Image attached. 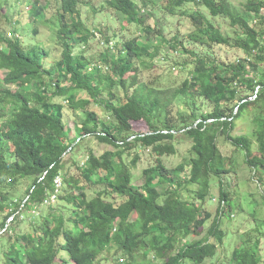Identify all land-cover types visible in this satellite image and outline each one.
<instances>
[{"label": "trees", "instance_id": "16d2710c", "mask_svg": "<svg viewBox=\"0 0 264 264\" xmlns=\"http://www.w3.org/2000/svg\"><path fill=\"white\" fill-rule=\"evenodd\" d=\"M59 1L54 34L60 54L54 59L40 43L24 44L16 34L15 17L4 15L8 34L0 27V210L7 209L0 223V264H63L62 252L73 264H97L107 259L105 251L118 254L116 264H139V253H152L157 264L203 263L215 256L227 235L221 229L222 217L237 206L225 182L233 180L231 156L221 144L240 150L252 178L264 185V0H245L242 9L230 0H162L161 19L154 8H147L157 0H103L98 10L91 5L95 14L108 17L103 11L107 8L121 15L124 25H135L140 33L112 47L116 35L95 27L107 45L100 61L108 72L85 53L95 36L80 17L79 6L87 0ZM188 3L196 8L180 15H186L191 29L185 37L177 32L166 38L164 30L171 28L167 15L172 18ZM28 4L25 11L35 25L32 32L38 34L36 24L44 21L46 4ZM218 16L229 20L233 37L214 22ZM163 44L186 55L173 65L187 70L177 86L139 80V66L152 67ZM220 45L238 48L243 55L221 60L213 49ZM163 56L168 59V51ZM78 92L83 95L78 97ZM54 96L86 113L73 137L64 121L65 105L54 102ZM93 104L102 106L108 118L100 120ZM239 120L250 129L234 134ZM137 121H144L148 131H134L132 123ZM87 136L115 149L100 155L89 150L82 166L77 165L85 184L66 174L65 157H72ZM179 140H190V157L168 169L161 156L174 154ZM131 145L156 155V164L144 169L141 185L133 184L136 159L129 166L122 158ZM187 167L189 173L182 176ZM57 177L60 186L55 185ZM29 178L25 199L10 201L9 189ZM215 179L216 217L203 238L186 242L188 236L201 234L211 218L204 201L211 199ZM159 183L174 187L167 188L163 200ZM63 184L66 189L60 193ZM99 184L103 188L88 196L86 188ZM182 188L190 193V201L180 195ZM260 194L264 201V192ZM42 205L48 212L40 215L38 224L30 220L32 231L16 233L8 243L19 221L17 209L31 211ZM10 217L13 224L7 222ZM238 243L225 264H261L258 237Z\"/></svg>", "mask_w": 264, "mask_h": 264}, {"label": "rangeland", "instance_id": "374dc122", "mask_svg": "<svg viewBox=\"0 0 264 264\" xmlns=\"http://www.w3.org/2000/svg\"><path fill=\"white\" fill-rule=\"evenodd\" d=\"M30 1L31 0H0V3L2 5V7L0 8V27L2 31L8 34L10 28L6 23L4 15L11 18L15 17V19H13V22L16 23V34L20 35L18 37L24 41V44H26V42L31 44L40 43L42 47L49 49V55L50 57H52V59H54V57H58L60 54V46L58 45V43H56V35L54 34L56 29L54 22H56V12L60 1L38 0L41 5L46 4V9L44 11L43 17L44 21L41 22L38 19V21L41 23H39L38 21L37 24L35 23L38 28V34H34L32 32L31 27H34L35 25H32L31 22L28 20L27 16L29 15V11H25V6ZM101 1L103 0H87V4H81L79 6V9L81 11V19L89 26L91 31L94 30L95 32L94 38L90 41L89 46L85 48V53L91 57L93 63H97L100 67H102V72H108L107 65L100 61V58H102V55L104 54V51L107 48V45L103 43V40L101 39L102 33L95 29V27H100L102 29V32L104 33L108 32L110 35H112L113 33L116 35V37H114L110 41V45H112V47L115 43H118L119 46L121 42L132 37H137L140 35V33L135 25H124L123 17L121 15H117L115 12L108 11L107 8H104L103 11H107L109 13L108 17L99 12L95 14L94 11L90 9V6L93 5L92 8L98 10L101 8ZM230 1L233 5L237 6L238 9H242V4L245 2V0ZM14 2L16 3L13 4ZM157 2H148L147 8H154L156 17L161 19L164 15V10L160 6L162 5L160 4L162 0H157ZM138 3L140 2L138 1ZM151 4L158 5H154V7H152ZM195 8L196 6L193 3L183 4L179 9H176V15H174L172 18L169 17V14L167 15L168 22H165H167V24H170L171 28H166L164 30V35L166 36V38H171L177 32H179L180 37L186 36V33L189 32L188 30L191 29V23L186 17V15H180V12L182 10L191 12ZM203 11L206 12L205 9H203ZM213 20L224 34H229L231 35V37H233L234 29L230 26L228 19L218 16L215 17ZM213 49L218 54V57L224 61H231L235 58L242 57L243 55V52L241 50L232 46L220 45L215 46ZM165 51H168L169 53L168 59L163 58ZM157 58L158 60H156L154 62V65L150 68L142 69L139 66V80L148 83L152 82L156 86H177L185 79L187 70L183 71L182 69L174 67L173 65L175 62L181 63L182 61L186 60V55H183L182 53L180 54L175 50L173 51V49L168 47V45L163 44L162 51L157 56ZM128 83H131V78H128ZM11 87L14 88V86ZM81 95H83V92H78V97H80ZM52 100L54 102H58L65 105L63 114L64 121L69 127L68 134L70 135V137L75 136L76 126L83 122L86 113L83 110L71 109L65 102V98L62 96H54ZM91 109H94V111L98 114L100 120H105L108 118V114L102 108V106L93 104L91 106ZM8 111H11V107H9V109H5V115L10 114ZM132 124L133 129L136 132L148 131V126L144 121H137L133 122ZM249 129L250 128L247 122L239 120L233 133L242 134L247 132ZM82 143L83 144L78 149V151L74 150L71 153L73 158L70 157L69 153L66 155V174L75 179H80L85 183V180L81 176L80 170L78 169L77 165L82 166L83 161L85 160V157L87 156L89 150H92L96 155H100L108 149L113 150L115 148L112 145L99 142L98 140H96V138H93L92 136H87ZM190 147V140L176 141V152L174 154L161 156L164 166L168 169H172L179 165L182 161L185 160L186 162L190 157ZM221 149L228 156H231L230 167L232 169L231 177L233 178V180L228 177L225 179V182L229 183V194L233 197L232 200L235 201L237 206H235V209H232L230 211L229 216L222 217L221 229L224 232H227V235L223 243L217 246L215 256L206 259L201 264L227 263V260L230 257V254L232 253L233 249L236 247L237 243L243 241L247 236L249 238V241L255 240L257 237L259 238L261 246V264H264V201L260 194L264 192V185L257 183V180H254L252 178L253 172L250 167L245 163L243 153H241L240 150L234 149L224 144H221ZM122 158L123 161L126 162L129 166H132L131 164L133 159H136L135 165L131 168L134 185H141L144 180V169L156 164V155L152 151H150V149L143 147L140 148L133 145H131V147H129L128 149H125ZM188 173L189 168L187 167L185 173L182 174V176H185V174ZM157 179L158 178H155L154 181L156 182ZM31 183L32 179L30 178L24 181L21 179L18 184H16L13 188L9 189V200H24L27 195L26 190ZM102 188L103 187L100 184L94 185L92 187L86 188V193L88 196H92L94 195V192H97ZM157 188L162 194L160 200H163L166 196L165 192L167 191V188H169L170 190L174 189V187L168 185L167 183H159ZM65 189L66 188L63 184L60 193L65 191ZM71 192L75 193L77 192V190H72ZM237 192H239L238 195ZM210 193L211 199L205 200L204 206L211 213V218L205 223L201 234H199L198 232L196 234L188 236L185 239L186 242L203 238L207 234L212 219L216 217L218 205L217 199L219 196L216 179L211 182ZM180 195L182 196V198H185L189 201L191 200L190 193L183 190V188L180 190ZM120 201L121 199H117V203H119ZM46 207V205H42L36 208V210L31 211L29 208L24 207L23 209L26 212H21L20 208H18L15 216H17L19 221H11V219L15 218V216H12V218L10 217L7 219L8 223L11 221L9 224H13L14 222V224H16L14 232L7 238L8 243L15 239L16 233H30L32 231V226H30L29 224L30 220H32L31 222L34 221L35 224H38L40 220V215H43L48 212V208ZM33 214H35V216L32 219ZM5 215H7V209L0 210V223L4 219ZM67 217L68 214L65 216V218ZM2 231L3 229L0 230V233ZM62 254L64 255L63 264H73L70 260H68V255L66 252H62ZM117 255L105 251L104 257H106L107 259L98 260L97 264H116L115 258L117 257ZM153 258L154 256L152 253H149L146 256H144L142 253H139L137 259L139 260V264H157V261ZM58 261L60 260L58 259ZM124 262H126V260H124ZM124 262H121V264ZM183 263L194 264L189 260H185Z\"/></svg>", "mask_w": 264, "mask_h": 264}, {"label": "built area", "instance_id": "2783aa9c", "mask_svg": "<svg viewBox=\"0 0 264 264\" xmlns=\"http://www.w3.org/2000/svg\"><path fill=\"white\" fill-rule=\"evenodd\" d=\"M54 182H55L56 186H60L61 185L60 178H58V177L54 180Z\"/></svg>", "mask_w": 264, "mask_h": 264}]
</instances>
